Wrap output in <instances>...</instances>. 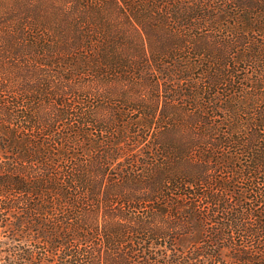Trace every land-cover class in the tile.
<instances>
[{
	"label": "trees",
	"instance_id": "1",
	"mask_svg": "<svg viewBox=\"0 0 264 264\" xmlns=\"http://www.w3.org/2000/svg\"><path fill=\"white\" fill-rule=\"evenodd\" d=\"M44 5L0 52L3 264H264V0Z\"/></svg>",
	"mask_w": 264,
	"mask_h": 264
},
{
	"label": "rangeland",
	"instance_id": "2",
	"mask_svg": "<svg viewBox=\"0 0 264 264\" xmlns=\"http://www.w3.org/2000/svg\"><path fill=\"white\" fill-rule=\"evenodd\" d=\"M46 0H0V21L2 22L0 24V52L4 51L6 49H10L13 51L12 48L19 47L21 43L20 41H14L11 43L10 34L11 32H14L15 26L17 23H23L27 21L29 18H31V15L34 14H40L41 12H37L38 8H44L47 5H44V2ZM52 4L61 2L62 0H49ZM36 4V5H35ZM111 5H107L105 9H98V8H91L89 7V14L90 16L96 18V21L99 22L101 25L99 26L100 29H105L107 25L113 24L115 25V21L111 19V17H116L114 14H112L110 10ZM51 13L50 15H52ZM33 19V18H31ZM55 21V20H53ZM52 22V21H51ZM51 26V24H50ZM14 35V33H13ZM9 42V43H8ZM54 45L57 47V45L54 43ZM12 47V48H11ZM28 62L22 61V63L14 66L12 63L9 64V68L11 69V76H17V80H11L14 83H21V80H25L26 78L29 79V70H47L45 66L41 67L39 65H35L34 60H28ZM36 67V68H35ZM49 67V66H47ZM55 67V65L53 66ZM62 82V81H59ZM69 84V83H65ZM72 84H75L76 86H80L79 81H75ZM90 85V83H88ZM55 87L58 86V83H53ZM82 85V84H81ZM118 88L116 86H108L107 89H105V92L111 91L113 93H116L115 90ZM81 90V89H80ZM83 92H86L84 90H81ZM62 98V97H60ZM66 98L72 99L73 96H66ZM12 217H9L5 221L0 219V264L4 263V260H7V256L9 252H12L14 246L16 248L23 247L28 245L26 242H19L16 232L12 231L11 227V221ZM21 236L19 238H21ZM223 254V258L226 259L227 257V251L223 249L221 251ZM157 264H161L160 261H162V258L159 257V253H157Z\"/></svg>",
	"mask_w": 264,
	"mask_h": 264
}]
</instances>
